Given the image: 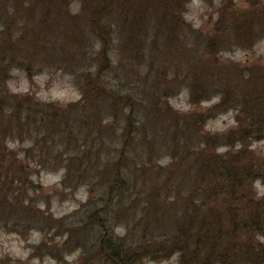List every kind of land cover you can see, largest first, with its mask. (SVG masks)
I'll return each instance as SVG.
<instances>
[{"label": "rangeland", "instance_id": "1", "mask_svg": "<svg viewBox=\"0 0 264 264\" xmlns=\"http://www.w3.org/2000/svg\"><path fill=\"white\" fill-rule=\"evenodd\" d=\"M98 70L102 93L85 101V77ZM113 92L133 107L112 104ZM128 112L138 123L127 186L109 192L98 168L116 154ZM239 126L257 128L243 145ZM78 152L88 159L63 181ZM247 162L264 174V0H0V264H109L100 232L141 236L162 218L144 211L153 189L227 186ZM249 186L264 197L262 179ZM138 257L179 264L178 254Z\"/></svg>", "mask_w": 264, "mask_h": 264}, {"label": "trees", "instance_id": "2", "mask_svg": "<svg viewBox=\"0 0 264 264\" xmlns=\"http://www.w3.org/2000/svg\"><path fill=\"white\" fill-rule=\"evenodd\" d=\"M88 73L85 80L91 90L83 94L85 101H89V97H98L103 89V83L100 80L101 70H98L95 75ZM118 88L128 90L126 84H119ZM226 95L227 92H225ZM251 95L252 98L261 97L259 91H253ZM111 99L112 104L122 102L131 107L135 102L130 94L120 96L119 93L114 95L113 92ZM258 105L260 104L254 99L250 108ZM167 114L170 121L173 117L176 119L182 117L188 125L195 122L199 124L204 120L203 116L195 115V113L179 116L176 115L177 113L168 111ZM124 121L123 139L121 137L122 141L121 139L118 141L117 148H115L116 154L104 159L101 163L104 165L103 168H98L104 181L103 186L111 187L108 189L109 192L113 191L112 187L127 186L125 169H130L129 157H132L128 152V144L131 137L133 140L136 138L134 127L138 119L133 117V113L128 112ZM241 122L242 120H239L240 124ZM100 124L101 118H98L95 127L101 135L102 130L105 133V127ZM66 125H68L67 121ZM68 128L71 130L69 126ZM238 128V143L241 145L252 138L251 135H255L257 130L254 128V131L250 132L252 128L241 126ZM166 131L170 135L169 157L171 163L176 165L179 157L175 152L177 132L169 129L168 122ZM106 134L101 136L98 147L107 143ZM125 137L128 139L125 140ZM186 147H189L188 143ZM242 148L240 152L247 149ZM148 151L149 149L144 153L150 157ZM83 159H88L87 153L78 152L70 156L63 181L71 176L74 162L84 161ZM86 163L89 164V161ZM206 163L207 161H201L200 165ZM81 165H76V167L79 169ZM258 178L264 182V174L260 169L247 162L239 176L230 174L225 179L227 186H190V189H185L181 186H174L172 181L159 189H153L147 196L144 211L158 212L162 218L147 222V225L143 226L141 236L134 233L135 229H129L127 236L115 239L114 236L109 235V232L103 230L98 238L97 249L109 264H138L139 254H145L151 259L168 258L172 254H178L179 264H264V243L257 241L258 237L264 238V197L257 199L249 186L253 180ZM156 200H162V202L159 203ZM177 208L180 209V215ZM134 214L138 215L137 210ZM128 236L131 237L129 238L132 244L126 243Z\"/></svg>", "mask_w": 264, "mask_h": 264}]
</instances>
